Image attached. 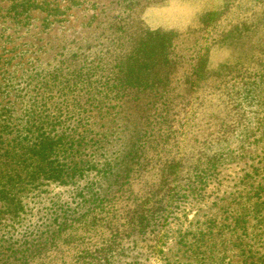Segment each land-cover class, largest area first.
Masks as SVG:
<instances>
[{"label":"rangeland","instance_id":"374dc122","mask_svg":"<svg viewBox=\"0 0 264 264\" xmlns=\"http://www.w3.org/2000/svg\"><path fill=\"white\" fill-rule=\"evenodd\" d=\"M37 1L52 9L35 10L29 24L2 19L4 61L55 69L62 61L81 63L90 51L99 64L115 29L110 21L130 15L135 2ZM139 16L144 28L177 33L174 61L187 52L190 37L189 53L206 52L198 77L220 76L223 83L176 107L165 108V95L147 96L146 107L114 97L88 119L82 157L89 170L79 188L56 187L54 193L81 217L94 207L79 205L93 203L92 192L106 206L95 230H66L48 264H264V0H145ZM180 67L184 74L195 70L193 64ZM171 88L174 94L182 89ZM216 113L211 146L192 157L186 148L183 155V131ZM130 145L138 146L140 160L134 155L125 166ZM198 160L204 169L188 172ZM178 162L180 170L166 179L164 169ZM29 206L23 231L51 216L38 203ZM141 208L148 217L143 227Z\"/></svg>","mask_w":264,"mask_h":264},{"label":"trees","instance_id":"16d2710c","mask_svg":"<svg viewBox=\"0 0 264 264\" xmlns=\"http://www.w3.org/2000/svg\"><path fill=\"white\" fill-rule=\"evenodd\" d=\"M144 1L135 0L130 3V15L110 21L115 29L107 34V47L99 64L89 58L90 51L81 63L62 61L55 69H41L40 65L26 68L23 63L4 61L0 55V264H48L54 249H60L66 230L75 231L77 225L93 230L98 226L99 211L106 206L98 192H92L93 203L88 207L84 201L79 203L86 210L94 206L81 217L70 204L62 203L61 194L54 193V189L70 185L79 188L90 165L82 157L90 131L87 122L91 116L101 115L106 101L119 97L126 102L138 100L141 107H146L145 98L155 94L167 96L165 108L176 107L198 99L200 89L223 83L220 76L198 77L200 67L207 63L206 52L201 56L189 53L192 43L187 35V52L181 53L178 61L173 60L170 50L177 33L144 28L139 23ZM46 6L37 0L0 4V40L5 31L3 18L17 25L29 24L35 10L52 9ZM179 61L185 66L193 64L195 70L184 74ZM171 87L182 89L174 94L170 93L175 90ZM218 118L217 113L213 119L203 115L189 125L179 139L183 144L181 153L185 155L188 148L192 157L201 147L211 146L208 140L217 130L210 122ZM139 152L137 145H130L125 166L131 165ZM177 164L164 169L166 179L180 170ZM192 165L194 169L188 172L204 169L199 160ZM127 172L125 169L124 174ZM29 203L40 207L44 203L38 210L48 208L51 216L46 223L32 224L23 231L31 210ZM142 208L137 218L143 227L148 217Z\"/></svg>","mask_w":264,"mask_h":264}]
</instances>
